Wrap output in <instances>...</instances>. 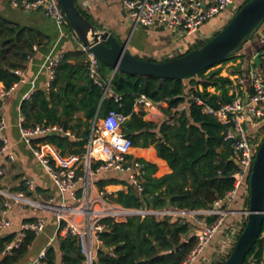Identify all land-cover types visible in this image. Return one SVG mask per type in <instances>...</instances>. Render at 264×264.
Segmentation results:
<instances>
[{"label": "trees", "instance_id": "trees-1", "mask_svg": "<svg viewBox=\"0 0 264 264\" xmlns=\"http://www.w3.org/2000/svg\"><path fill=\"white\" fill-rule=\"evenodd\" d=\"M245 1L242 0L237 9ZM42 38L43 35L39 31L16 24L0 14V82L6 88L21 79L14 71L23 67L27 56L33 52L32 46L40 44ZM208 39L184 53L201 46ZM235 55L220 63L234 58ZM100 66L101 75L105 78L111 67L101 61ZM210 68L195 75L199 78L198 81L192 79L195 76L191 77L190 87L185 86L184 79L116 71L97 113L102 88L88 77L84 63L78 61L72 64L68 61V55L63 54L55 68L48 96L40 89L34 91L21 103L20 112L25 119V126L57 123L64 129L74 131V141L57 134L48 135L43 139L55 143L63 152L82 155L92 120L102 117L111 108L116 109L126 117L122 130L131 138L132 144L142 147L154 145L157 155L167 162L170 172L156 177L153 175L156 166L140 160L142 191L137 192L134 186L127 185V191H118L111 200L124 208L135 210H203L215 201L223 199L232 190V174L238 169L230 159L232 150L229 144L223 141V125L213 116L202 113L201 108L194 103L179 113L172 123L162 121L157 125L144 120L143 111L135 112L133 105L137 97L144 94L153 101L166 100L169 109L176 108L185 102L182 95L190 91L214 107L221 102L230 101L226 87L229 79L218 76L219 69L209 70ZM197 83H201L204 89L213 85L220 92H200L194 87ZM114 95L119 97L118 101H115ZM169 109L165 110L168 116ZM76 113H81L82 117H76ZM246 180L248 182V177ZM117 182L119 181L115 178L100 179L98 185L102 187ZM248 200L249 197L246 200L247 205ZM212 219L208 218V221ZM102 221L107 228L99 233L101 245L96 250L91 264H182L195 244L190 222L180 218L172 221L169 215L158 219L155 214H134L119 221L112 218ZM245 223L246 221L241 231ZM263 231L264 220L258 238L242 264H246L251 256L264 261L261 238ZM14 235L15 233L0 235V264H15L27 253L35 238L33 233H28L19 248L3 253L5 245ZM59 254L60 264H88L79 239L70 235L59 237L57 246H48L44 257L35 264H57ZM225 259L210 264H222Z\"/></svg>", "mask_w": 264, "mask_h": 264}, {"label": "built area", "instance_id": "built-area-1", "mask_svg": "<svg viewBox=\"0 0 264 264\" xmlns=\"http://www.w3.org/2000/svg\"><path fill=\"white\" fill-rule=\"evenodd\" d=\"M235 1L122 0V5L132 27L136 25L163 26L177 35H192L199 30L202 24L218 16L232 6ZM9 3L12 7L25 12L42 9L45 15L53 19L59 27L68 26L58 0H9ZM73 35L75 36L74 33ZM80 48L85 53L84 61L88 77L106 91L108 83L103 81L100 60L81 43ZM34 50H36L35 45L32 46V51ZM29 57L30 55L27 56V58ZM62 57L63 55L52 57L45 63L48 73L46 80L48 90L51 88L55 76V68ZM259 59V64L250 68L245 76L230 77L227 92L231 97L230 101L221 102L217 107H214L201 96L190 91L182 95L185 99L184 104L172 109L175 113H180L188 105L194 103L201 108L202 113L213 116L223 125V141L229 144L232 150L230 159L236 161L238 166L237 171L232 174L233 188L225 196L228 199L234 197L241 185L246 184L248 189L246 179L249 178L255 152L260 144L254 140L255 135L257 130L264 129V50H262ZM253 62H255L254 57ZM14 72L21 77L20 69H16ZM15 84L9 88L3 84L0 85V158H6L10 163L16 158L5 135L6 122L2 110L5 100ZM208 93L212 92L209 90ZM29 96L30 94H26L24 98L28 99ZM114 98L115 101L119 100L116 95ZM135 104L144 111L149 120L167 121L170 119L165 110L161 108L160 102L153 101L144 94L137 97ZM125 119L126 117L116 109H109L102 118L94 119L86 150L82 155L63 154L54 144L46 141L33 143L34 139L53 133L69 134L59 125H19L21 138L32 147V153L44 173L51 179L61 197L68 192L72 201L71 203L62 201L59 204H54L51 200L40 201L33 196L14 193L7 185H0V231L12 225V221L7 218L6 214L14 204L23 203L34 209L49 211L60 223L59 236L77 237L87 263L91 264L95 256L94 253L101 245L99 233L107 228L103 219L123 220L132 215L134 211H139L141 216L178 214L183 218L192 219L196 226L195 231L198 232L195 234L196 241L192 250L182 262V264H191L214 235L220 231L224 218L230 210L221 204L222 199L213 203L216 208L209 207L205 210H135L110 202L104 191L99 190L95 184V176L101 172L108 170L125 172L136 189L139 192L142 191L138 178L141 174L142 163L138 160L130 161L127 158L132 141L122 130ZM22 179L25 187L32 191L33 180L25 176ZM246 210L241 212L246 215ZM208 218L213 219L208 221ZM44 227L45 220L43 218L21 223L13 239L5 245L3 253H9L13 249L19 248L28 233L38 235ZM39 256V258H43L44 252H41ZM246 264H261V262L251 256Z\"/></svg>", "mask_w": 264, "mask_h": 264}, {"label": "crops", "instance_id": "crops-1", "mask_svg": "<svg viewBox=\"0 0 264 264\" xmlns=\"http://www.w3.org/2000/svg\"><path fill=\"white\" fill-rule=\"evenodd\" d=\"M74 1L80 11L84 14V16L90 21V23H92L102 31H109L115 33L117 39L120 42L126 43V48L131 54L151 61H164L167 59L174 58L177 55L184 53L187 49H189L188 47L191 48L199 42L205 41L206 39L210 38L216 31L221 29L226 24V22L237 10L238 5L242 2V0H236L233 5L230 6L228 9L220 13L218 16L202 24L199 30L193 33L192 35H177L175 32L166 29L163 26H148L147 29H144L141 25H136L135 27H132L130 19L126 15V12L123 8L122 0ZM0 14L16 24L35 29L43 35L40 44H35L36 50H34L30 54V57L26 59L23 64V67L20 69L21 79L14 85L12 91L6 98L2 110V115L6 122L5 135L8 138L9 143L11 144V149L13 150L16 159L15 161L10 163L6 160V158H0V169L2 171V174L0 175V185H7L10 190L14 193H23L26 196H33L40 201L51 200L54 204H59L62 201H65L66 203H71L72 200L70 198V193L66 192L64 193L63 197H61L51 179L48 177V175L44 173V171L36 161V158L34 157L31 150L32 147L21 138L19 133V125H24L25 119L20 112V107L21 103L25 100L24 97L26 94L31 95L34 91L38 89L45 91V93L49 92V90L46 88V80L48 73L45 68V63L48 59L58 55L66 54L68 55V61L70 63L74 64L79 61L85 64V53L81 50L80 42L73 35L70 28L68 26L59 27L53 19L45 15L42 9L25 12L12 7L9 3V0H0ZM252 39L254 40L255 44L251 45L252 43H246L243 50L236 53L234 58L215 65L216 68H213V70L219 69L218 76L227 78L230 81L231 76H245V74L250 68L259 64L253 62V57L258 52H262V50H264V20L259 25ZM206 73L207 72H205V74ZM113 75L114 74H112L111 68L106 77H102L103 81L105 83H108V89L110 86V80ZM188 79L189 80L184 83L186 87L191 86V78ZM192 79L194 81L199 80V78L196 76ZM229 84L230 82L226 84L227 92ZM0 85H2V83H0ZM195 86L198 90H200V92H203L204 90L207 92L210 90L212 92L211 94H219L220 92V90L216 89L213 85H208L205 87V89L201 83H197L194 85V87ZM108 89L105 91L104 88H102L103 98L107 94ZM156 102L161 103L160 106L161 108H163V110L169 109L166 100ZM180 105H178L177 107H179ZM187 107L185 109H187ZM172 109V107L169 109L170 119L167 120L168 123H172L174 121V118L179 114L178 112L175 113L174 111H172ZM133 110L135 112H138L139 110L143 111L137 104H135V102L133 105ZM75 116L82 117V114L76 113ZM100 118L95 117L94 119ZM143 119L155 125L162 122L161 120H149V118L145 115L144 111ZM45 125L58 124L49 123ZM91 125L89 129V135ZM64 131L68 132L69 134H53H57L61 137H66L69 141L76 140L74 131L70 129H64ZM46 136L34 139L33 143H36L38 141L49 142L48 140L43 139ZM88 139L86 144L84 145L85 150L88 143ZM49 143H52L57 148H59L55 143ZM61 152L63 154H73L67 151ZM127 158L130 161L144 160L154 164L156 166V170L153 175L156 177L163 176L170 172V168L167 162L157 155V151L154 145L142 147L139 145L135 146L132 144ZM23 176L33 180L34 188L32 191H29L25 187L24 181L22 179ZM140 176L141 175H139L138 178L139 181L142 182ZM111 178H115L119 182L108 183L103 185L102 187L98 185V181L100 179L107 180ZM95 184L99 190L104 191L106 198L114 204L117 203L112 201L111 198L115 197L118 191H127V185L134 186L129 180L127 173L118 172L114 170L104 171L96 175ZM245 185L246 184L241 185L238 188L234 197L228 199L227 203L224 204V207L229 208L230 212L225 216L220 231H218L212 238V247L209 248L206 253H204L205 249L210 244V241L205 246V248L198 254L200 255L204 253L201 256L200 260L196 262V264H210L211 262L219 261H212L214 255L222 254L225 249L226 251L228 249L229 251L232 249L233 244L237 236L241 232L244 222L246 221V215H244V219L243 221H241V224L239 226L233 225L234 222L241 217V211L246 209V207L242 209L245 197L246 200L248 198V189ZM20 186H22L23 188L19 189ZM136 191L139 192L137 189ZM6 216L12 221V225L8 228L1 230V236L6 235L8 233H16L21 223L25 221H34L39 218H43L45 220V227L43 231L38 235H35V238L29 246L27 253L22 258H20L15 264L39 263V260L41 259L39 258V255L41 252H45L46 248L50 245L57 246L58 239L60 237L58 234L60 223L51 212L43 209H34L23 203H17L11 207V209L7 212ZM157 217L158 219H161L163 216L157 215ZM178 218L185 219L190 222V230L192 232V235L195 237L196 241V236L194 234L196 226L193 220L190 218H183L178 214L171 216L172 221ZM261 238L262 245L264 248V231L261 234ZM228 247H230L231 249ZM57 251L59 252L58 249ZM228 253L229 252H227V254ZM197 256L193 260L194 262L197 259ZM194 262L191 264H194ZM260 262L261 264H264V261L260 260ZM57 264H60V254L58 255Z\"/></svg>", "mask_w": 264, "mask_h": 264}, {"label": "water", "instance_id": "water-1", "mask_svg": "<svg viewBox=\"0 0 264 264\" xmlns=\"http://www.w3.org/2000/svg\"><path fill=\"white\" fill-rule=\"evenodd\" d=\"M58 1L70 30L88 51L93 52L103 64L112 68V74L119 71L168 79L191 78L240 52L244 43L254 37L264 20V0H246L228 22L201 46L171 59L151 61L131 54L126 48V43L120 42L115 33L102 31L90 23L74 0ZM260 54L261 52H258L254 56L256 63H259ZM102 99L103 96L101 101ZM248 197L245 226L222 264H242L261 232L264 220V138L252 163L248 178ZM227 201L228 197H224L221 204L224 205ZM209 207L216 208V205L211 204ZM134 214H139V211H134L132 215ZM194 234L198 232L195 231Z\"/></svg>", "mask_w": 264, "mask_h": 264}, {"label": "rangeland", "instance_id": "rangeland-1", "mask_svg": "<svg viewBox=\"0 0 264 264\" xmlns=\"http://www.w3.org/2000/svg\"><path fill=\"white\" fill-rule=\"evenodd\" d=\"M249 42V44H251V45H253V44H255L254 43V40L252 39V40H247L245 43H244V45H243V48H244V46H245V44L246 43H248ZM252 47V46H251ZM188 48H190V47H188ZM243 50V49H242ZM250 50H252V49H250ZM213 68H216V66H214V67H212V68H210L209 70H213ZM208 72V71H207ZM189 79L187 78V79H184V83H186L187 81H188ZM263 136H264V129H260V130H257V133H256V135H255V141H257V142H261V140H262V138H263ZM246 207V209H247V204H246V197H245V201H244V203H243V207H242V209H244ZM246 209H244V210H246ZM244 215L245 214H241V217L240 218H238L235 222H234V224L233 225H236V226H239L240 224H241V221H243V219H244ZM245 218H246V216H245ZM234 238H235V236H234ZM212 242V241H211ZM210 242V244L207 246V248L205 249V252L204 253H206L207 251H208V249L209 248H211L212 247V245H213V242L211 243ZM228 248H230V247H228ZM231 249V248H230ZM231 251V250H230ZM229 251V249L226 251V249H225V251H223L222 252V254H220V255H214V258L212 259V261H214V260H222V259H225V256H226V254H227V252H230ZM203 253V254H204ZM203 254H200V255H198L197 256V259L195 260V262H194V264H196V262L197 261H199L200 260V258H201V256L203 255ZM192 262V263H193Z\"/></svg>", "mask_w": 264, "mask_h": 264}]
</instances>
